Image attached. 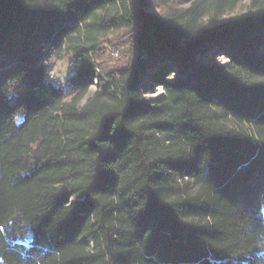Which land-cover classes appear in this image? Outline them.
<instances>
[{
    "label": "trees",
    "instance_id": "obj_1",
    "mask_svg": "<svg viewBox=\"0 0 264 264\" xmlns=\"http://www.w3.org/2000/svg\"><path fill=\"white\" fill-rule=\"evenodd\" d=\"M0 264H264V0H0Z\"/></svg>",
    "mask_w": 264,
    "mask_h": 264
},
{
    "label": "rangeland",
    "instance_id": "obj_2",
    "mask_svg": "<svg viewBox=\"0 0 264 264\" xmlns=\"http://www.w3.org/2000/svg\"><path fill=\"white\" fill-rule=\"evenodd\" d=\"M248 5H249V2L248 1H244L242 2L237 10H235V12H232L230 14H228L227 16L224 17V19H228V18H231V17H234V16H237V15H241V14H245L247 13L248 11ZM228 59L227 57L225 56H221L219 58V62L221 63H224L226 62ZM69 63H68V60L64 59V60H61V61H58L56 62L55 66H54V70L52 71V75L54 76V78H57V77H61V78H65V76L68 75V72H69ZM52 76V77H53ZM92 88V91H91V94L94 93V91L96 90L95 88V85L91 87ZM158 93H153V94H150V98H155L157 97Z\"/></svg>",
    "mask_w": 264,
    "mask_h": 264
}]
</instances>
